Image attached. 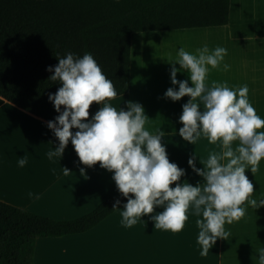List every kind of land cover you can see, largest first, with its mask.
<instances>
[{"label":"crops","instance_id":"obj_1","mask_svg":"<svg viewBox=\"0 0 264 264\" xmlns=\"http://www.w3.org/2000/svg\"><path fill=\"white\" fill-rule=\"evenodd\" d=\"M205 44L210 49L225 47V62L230 65L226 71L211 69L208 82L226 81L230 87L246 84L257 114L264 118V0H230L229 22L225 25L132 33L129 90L110 101L117 109L126 108L128 100L141 103L149 116L146 127L165 131L162 142L170 161L186 169L178 182L201 186L203 177L188 165L189 156L196 152L206 160L210 152L220 151L219 142L210 144L205 137L196 145L184 141L179 135L183 126L179 116L190 97L172 101L164 93L169 87L178 88L171 83V64L166 58L174 57L181 46L194 52ZM176 66L180 67L178 63ZM177 78L188 79V74L178 72ZM58 143L45 119L0 96V200L67 220L92 211L106 198L120 193L112 172L101 168L99 162L92 167L83 165L71 141L60 162L59 158L49 161L46 152ZM25 154L28 162L19 167L17 161ZM196 162L203 168L198 157ZM63 167L71 172L64 175ZM81 168L86 169L84 174ZM246 175L254 185L253 198H264V160L255 174L246 169ZM122 207L84 232L37 236L33 264H254L253 256H258L255 248L264 247V206H248L245 217L226 224L230 236L218 238L207 256L200 255L197 243L200 229L196 220L202 216L197 217L191 209L184 229L173 233L155 229V222L149 218L155 212L142 216L131 228L124 227Z\"/></svg>","mask_w":264,"mask_h":264},{"label":"clouds","instance_id":"obj_2","mask_svg":"<svg viewBox=\"0 0 264 264\" xmlns=\"http://www.w3.org/2000/svg\"><path fill=\"white\" fill-rule=\"evenodd\" d=\"M227 54L225 47L210 49L205 44L194 52L181 46L174 57L166 58L171 64V83L178 88L169 87L164 96L172 101L190 97L182 105L179 135L193 145L201 137L210 144L219 142L220 151L210 152L206 160L196 152L189 156L188 165L203 177L202 186L187 180L178 182L186 169L170 161L162 142L165 131L146 127L149 116L141 103L128 100L126 108L112 106L110 101L118 91L90 52L56 55L58 63L47 68L52 73L49 79L60 84L48 96L59 114L47 121V127L59 143L46 152L47 158L53 162L59 158L60 162L71 141L83 165L92 167L99 162L101 168L112 172L118 191L126 198L121 212V224L126 228L155 212L149 217L155 229L180 232L191 209L197 217L202 216L196 220L200 229L197 243L200 255L207 256L218 238L230 236L226 224L245 217L248 206H264V198H253L254 185L246 175V169L255 174L264 160V118L257 114L246 84L230 87L226 81L208 82L211 69L230 68L225 62ZM178 72H187L188 79H178ZM94 101L102 107L88 119ZM197 157L203 168L197 167ZM27 162L25 154L17 165L24 167ZM85 171L80 169L81 174ZM69 172L63 167L64 175ZM120 204L117 199L112 209L120 208ZM255 251L258 256H253L254 264H264V247Z\"/></svg>","mask_w":264,"mask_h":264},{"label":"trees","instance_id":"obj_3","mask_svg":"<svg viewBox=\"0 0 264 264\" xmlns=\"http://www.w3.org/2000/svg\"><path fill=\"white\" fill-rule=\"evenodd\" d=\"M229 13L230 0H0V96L53 120L59 113L48 96L60 84L47 68L67 52L92 53L122 95L130 85L132 33L225 25ZM100 107L92 102L88 119ZM117 199L126 202L118 193L67 220L0 200V264H33L37 236L84 232L115 211Z\"/></svg>","mask_w":264,"mask_h":264}]
</instances>
